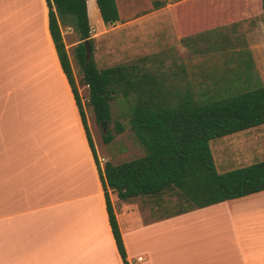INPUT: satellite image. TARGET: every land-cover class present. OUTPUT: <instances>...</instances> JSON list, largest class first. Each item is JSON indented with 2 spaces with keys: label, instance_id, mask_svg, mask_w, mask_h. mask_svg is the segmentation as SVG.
Masks as SVG:
<instances>
[{
  "label": "crops",
  "instance_id": "1",
  "mask_svg": "<svg viewBox=\"0 0 264 264\" xmlns=\"http://www.w3.org/2000/svg\"><path fill=\"white\" fill-rule=\"evenodd\" d=\"M191 1L167 3L121 23L133 24L151 14L160 24L152 29L157 32L153 51L144 46L145 28L123 29L127 46L122 45L120 60L117 45L110 40L114 29L105 27L95 0H87L91 31L94 24L99 27L91 37L93 42L104 43L106 66L115 65V60L121 64L149 56L164 67L170 58L167 53L174 50L168 41L171 37L188 47L198 44L204 34L240 22L248 24V29L242 33L244 44L236 51L248 50L256 85H264L263 15L241 5L234 19L183 34L181 8ZM39 2L34 33L12 30L4 11L7 2L0 0V264H123L109 225L97 165L49 33L46 0ZM220 10L224 18L225 6ZM61 30L65 40L67 31L62 26ZM66 50L69 56L67 45ZM56 78L62 94L57 85H51ZM86 120L98 160L108 162L93 138L92 121ZM263 128L261 124L225 135L250 132L253 138L236 145L232 154L222 155L225 166L221 168L211 146L217 172L264 160V140L258 135ZM249 153L255 160L229 166L236 155ZM109 197L128 264L138 257L142 264H264V190L183 212H178L180 204L179 208L164 205L162 195L121 200L109 191Z\"/></svg>",
  "mask_w": 264,
  "mask_h": 264
},
{
  "label": "trees",
  "instance_id": "2",
  "mask_svg": "<svg viewBox=\"0 0 264 264\" xmlns=\"http://www.w3.org/2000/svg\"><path fill=\"white\" fill-rule=\"evenodd\" d=\"M178 1L95 0L105 25L123 23ZM46 5L49 33L97 165L109 225L123 264L128 262L109 191L121 200L174 193L180 200L178 212H183L264 190V160L219 173L209 146L212 139L264 124V85L199 104L189 85L182 89L168 79V74L174 76L177 72L164 73L150 67L152 57L100 69L93 58L87 0H46ZM241 5L264 17V0H193L181 8V32L187 34L230 21ZM223 6L224 18L220 17ZM61 26L72 28L78 36L74 52L80 82L88 85V103L96 122L113 120L112 102L123 106L119 115L127 118L135 140L145 151L143 156L100 166ZM114 131H124L119 120L114 121ZM113 137L110 131L102 133L105 143Z\"/></svg>",
  "mask_w": 264,
  "mask_h": 264
},
{
  "label": "rangeland",
  "instance_id": "3",
  "mask_svg": "<svg viewBox=\"0 0 264 264\" xmlns=\"http://www.w3.org/2000/svg\"><path fill=\"white\" fill-rule=\"evenodd\" d=\"M6 2L7 6L4 7V11L9 14L7 19L10 28L12 30L14 28L27 29L35 33L39 24L37 18L38 10L41 7L39 0H6ZM159 24V22L153 19V15L149 14L143 18L141 17L140 21L133 24L123 26V24L116 22L113 25H105V27L107 29H114V34L110 35V40L114 45H117L115 50H117V54L119 55L116 54V56H119V59L122 60L121 54L123 53V49H125L124 47L127 46V43L124 42L125 38L122 35L123 29L136 32L139 28H145L147 37L144 46L147 51H153L156 49L157 32L152 29ZM62 28L64 31H67L64 42L69 50V57L83 110L86 118L93 123L91 130L100 153L103 156H107L109 158L108 162L114 165L143 156L145 151L135 140L127 118H122L119 115L125 108L115 101L111 104L113 120L105 123V132L110 131L114 137L108 143L103 141L102 133L104 131L101 124L96 122L92 108L88 103V87L80 82L81 72L74 52V45L78 43V36L72 28L64 26ZM93 28L94 30L90 31V33H96V30L99 29L95 24ZM246 29H248V24H241L240 22L237 25L221 26L208 34L198 37V44L191 43L188 47L183 44L184 41L182 43L179 39L171 37L168 41H171L174 50L170 55L167 53L168 56L165 54L167 57L170 56V58L165 59L164 67H159L155 60H152L148 65L164 73H168L171 70L177 72L174 76L168 74V79H171V83L182 89L189 85L193 91L194 98L199 104L255 88L257 86V77L255 76L248 50L236 51V48H241L244 44L242 33ZM103 44V42H93L94 47H101L100 50L93 48L98 52V55L97 53L96 55L93 53V58H97L99 68L107 67V61L103 57L105 53ZM119 62L122 61L115 60L113 63ZM182 69H184V72L181 71ZM59 83V79L56 78L55 83H51V85H57L58 93H61ZM115 120H119L123 124L124 131L122 133L114 131ZM258 135L264 140V128ZM252 138L250 132H245L236 136H224V138L211 140L210 147L212 146L218 167L221 168L224 165L222 155L232 154L238 149L234 148L236 145ZM253 158V155L250 153L243 157L236 155V158L231 161L232 164L229 166L246 164L255 160ZM99 161L104 165L105 161ZM162 199L164 205L168 206L172 203V205H176V208H179L180 200L174 193L163 194Z\"/></svg>",
  "mask_w": 264,
  "mask_h": 264
},
{
  "label": "water",
  "instance_id": "4",
  "mask_svg": "<svg viewBox=\"0 0 264 264\" xmlns=\"http://www.w3.org/2000/svg\"><path fill=\"white\" fill-rule=\"evenodd\" d=\"M85 45H86V53H87V56H89V54H90V49H89V47H88V45H87V41H85ZM105 123H106V122H102V123H101V127H102L104 133H105Z\"/></svg>",
  "mask_w": 264,
  "mask_h": 264
},
{
  "label": "built area",
  "instance_id": "5",
  "mask_svg": "<svg viewBox=\"0 0 264 264\" xmlns=\"http://www.w3.org/2000/svg\"><path fill=\"white\" fill-rule=\"evenodd\" d=\"M88 87V85H86ZM143 263V259L141 257H138L137 259H135V261L132 262V264H142Z\"/></svg>",
  "mask_w": 264,
  "mask_h": 264
}]
</instances>
